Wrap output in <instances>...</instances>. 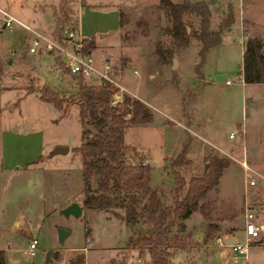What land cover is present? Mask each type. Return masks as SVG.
<instances>
[{
	"label": "rangeland",
	"instance_id": "rangeland-1",
	"mask_svg": "<svg viewBox=\"0 0 264 264\" xmlns=\"http://www.w3.org/2000/svg\"><path fill=\"white\" fill-rule=\"evenodd\" d=\"M29 1L36 5L31 6ZM71 1L75 17L70 23H75L77 19L80 34L95 39L96 48L92 50L95 60H106L113 67L119 63L120 57H125L127 64H132L119 71L114 78L125 89L121 90L123 95L147 100L156 120L129 128L124 140L135 146L144 158L147 155L142 152L148 154L150 185L160 190L165 204H171L173 178L168 161L180 150L185 133L194 140V144L188 148L193 164L190 168L182 169L183 174L189 178L194 173H200L203 163L202 159L197 160L191 153L192 150L198 152L202 145L199 134L195 136L198 130L194 128L189 132L183 125L173 121L184 124V116L176 109L183 95L182 90L187 86L194 88L201 85L194 72L198 51L196 40L192 39L188 47L176 54L177 66L174 69L172 64L163 69H153V58L147 57L145 53L153 52L152 41L158 30L153 29L146 39L140 41V46H123L119 35L124 28L117 30L118 9L130 15L125 27L127 29L134 26L140 16H147L148 6L160 0ZM203 1L211 10L213 29L219 28L228 7L235 4L234 22L222 31L219 45L206 52L202 71L208 72L207 77L216 82L215 69L221 67L226 71L223 80L236 82L242 61L241 23L247 22V19L253 22L251 25L244 23V29L246 27L249 33L260 35L264 40V0ZM86 3L88 5H84ZM58 4L59 0H0L1 10L28 26L26 28L12 22L10 28H5L0 13L3 83L9 87L0 91V248L6 250L5 264H51L48 260H52V264H68V260L79 253L85 256L84 264H148L146 258H138L126 248L128 237L134 235L139 224H131L123 217L120 219L113 211L84 209L79 217L66 216L61 212L72 202L82 205L84 185L80 162L73 152V148L82 140L79 110L77 106H72L64 113L41 100L36 90L25 94L27 85L43 84L50 85L60 95L76 93V87L73 86L75 80L63 61L62 49L68 48L70 40L65 33L67 28L62 32L61 40L56 39L57 21L54 13ZM187 18L192 28L198 27L196 15ZM40 36L57 46H49ZM36 39L39 45L35 47V52H31L30 48ZM55 56L61 61L59 65H54ZM172 71H176L179 76L174 79ZM151 74L153 76L150 78ZM85 81L97 84L100 79L92 75L85 77ZM235 87H240V84L235 83L231 88L225 85L215 88L217 95L229 100V106L226 113L208 122V132L223 148L241 141L238 123L245 124L246 120L248 125L260 126L259 129L254 128L255 133L247 134L241 146L250 158L261 160V171L264 173V106L248 101L242 103V88ZM248 91L255 92L261 98L258 88L252 86ZM245 95L247 98L250 96L249 93ZM159 118L164 121L165 131L159 127ZM85 130L94 131V128L86 124ZM231 134L235 136L234 139L230 138ZM56 145L69 146V152L66 155L48 156ZM196 156L201 157L199 153ZM248 176L255 179V186L249 185V178L244 184L243 171L237 164L228 166L219 185L210 192L209 205L206 207L210 209V220L215 221L219 228H239L234 234L242 244L243 221L236 205L242 204L244 198H249L245 186L253 191L252 195L258 194L257 202L260 205L256 207L255 223L259 226L261 222L264 223V178L251 169ZM91 183L94 189L97 176L92 177ZM119 213L124 215V212ZM206 222L198 211L184 220L185 228L180 237L191 250L177 251L172 258L175 264H188V260L194 264H218L219 261L223 264H264V228L251 240L246 253L239 254L228 247L218 246L211 240L214 233L205 239L201 231ZM59 227L70 230L63 244L58 242ZM176 227L177 224H174L172 230L175 231ZM31 238H37L39 244L36 255L27 258L23 249ZM233 258H236V262L232 261Z\"/></svg>",
	"mask_w": 264,
	"mask_h": 264
},
{
	"label": "trees",
	"instance_id": "trees-1",
	"mask_svg": "<svg viewBox=\"0 0 264 264\" xmlns=\"http://www.w3.org/2000/svg\"><path fill=\"white\" fill-rule=\"evenodd\" d=\"M84 5H88L87 3ZM147 16H140L134 26L125 29L130 20L129 13L118 9V26L124 31L119 35L123 46H140L153 29L158 32L153 39V52L145 53L153 58L152 68L163 69L172 64L176 54L196 40L198 47L197 62L194 72L197 78L203 79L202 67L205 54L210 47L222 41V31L233 21V9L228 12L218 29L211 27V10L203 0H160L147 8ZM196 15L199 20L197 28L190 26L187 16ZM57 26L56 39L61 40L65 28L75 30L78 27L70 23L75 17L71 0H59L58 9L54 13ZM245 23V22H244ZM188 26L191 27L189 32ZM248 31L245 27L244 34ZM58 40V41H59ZM96 48L93 37H85L84 51L92 52ZM61 63L54 57V65ZM125 57L110 71L115 77L127 66ZM67 68V67H66ZM68 70V69H67ZM69 72V71H68ZM173 72V78L177 72ZM3 63L0 58V91L9 88L3 83ZM242 77L245 83H264V44L255 34H248L244 41L242 56ZM75 80L76 93L60 95L50 85H27L25 94L35 90L39 98L51 103L64 113L72 106L78 107V120L82 126L80 144L73 148L74 155L80 162L81 179L84 185L82 196L83 210L113 211L118 218H125L131 224H139L134 235L128 237L127 250L146 258L148 264H175L172 260L177 251H188L180 235L184 232V220L193 211L200 212L206 219L204 238L220 230L219 225L210 220L208 196L215 189L232 160L210 150L204 157L200 173L186 178L183 170L192 166L188 156L191 138L185 133L181 140L180 150L169 158V169L173 178L170 188L172 203L165 204L158 188L150 185L151 166L144 156L124 140L126 131L138 125L154 121L152 109L137 97L123 95L120 105L110 102L112 93L117 90L113 83L101 80L97 84L87 83L85 77L72 75ZM199 86L187 88L182 94L181 112L186 115L187 104L198 98ZM90 124L94 131H86ZM183 169V170H182ZM97 176V185L92 189V177ZM90 191V192H89ZM119 211L124 212L121 215ZM177 224L176 230L172 226ZM5 252L0 249V264H5ZM52 264V260H48ZM85 256L79 253L68 260V264H84ZM190 264H194L189 260Z\"/></svg>",
	"mask_w": 264,
	"mask_h": 264
},
{
	"label": "crops",
	"instance_id": "crops-1",
	"mask_svg": "<svg viewBox=\"0 0 264 264\" xmlns=\"http://www.w3.org/2000/svg\"><path fill=\"white\" fill-rule=\"evenodd\" d=\"M196 1V0H195ZM31 6H35L36 4H34L33 2H28ZM48 10V8H46ZM232 9H233V17L235 19V4L232 3ZM242 9L243 11L245 10V8L242 6ZM224 15V13H223ZM224 16H222L223 18ZM223 20H220V23L222 22ZM234 22V21H233ZM220 23H219V26H220ZM253 23V22H252ZM248 19H247V22H245V24H249L251 25L252 24ZM117 30H120L119 26H118V29ZM248 34V32L246 34H244V22L241 23V38H240V43L242 45V49H241V55L243 56V51H244V41H245V37L246 35ZM256 35V34H255ZM106 36V35H104ZM258 36V35H256ZM259 38H261L263 44H264V40L262 39V36H258ZM219 44L209 48L207 50V53H209V50L215 48L216 46H218ZM132 66L131 63H128ZM130 66V67H131ZM137 71V70H136ZM226 71L223 70V68L221 67H217L215 69V74H216V82H214L213 80H210V78L207 77V74L208 72H206L204 70V73H203V79L201 80V85L199 86V94H198V98L195 99V100H191L190 102H188L187 104V110H186V115L184 116V124H181V121H178V120H173L174 122H176L177 124H179L180 126L183 125V127L187 130V131H191L192 129L195 128V132L197 136L198 134V139H200L202 141V145H200V150L197 152H195L194 150H192L191 153L194 154V158H196L197 160H201L202 159V162H203V159L205 157V155L210 151V150H213L215 153L217 154H221V155H226L228 156L231 160H232V163L230 165H234V164H237L238 167L240 169H242L243 171V175H244V184L246 185V181H247V176H246V173L243 169V167L241 166L240 162L242 160H245L246 161V164L249 168L248 171L253 170L255 171L259 177H262L264 178V173L261 171L263 168H262V162L261 160L259 159H256V158H250L247 154H246V151L245 149L243 148V145L245 143V138L247 136V134H250V133H255L254 130L255 129H259L260 126H257V125H248L246 123V120H245V124H239L237 125L238 127V133H239V136H240V139L241 141L239 140L238 142L234 143V144H231L230 146L228 147H220V145L218 144L217 140H215L213 138V136H211V134L208 132V122H211L213 121V119L215 117H217V115H221L222 113H226L227 112V107L229 106V100L224 98L223 96H219L217 95V93L215 92V88L218 87V86H228V87H233L235 83H239L240 84V87H235V88H242V91H243V95L241 96L242 98V103H247L250 102V103H253L255 105H258L260 107L264 106V83H245L243 81V77H242V61H241V66H240V70H239V76L237 78V81H232L230 80L231 82L230 83H227L226 81L229 80V79H224V75H225ZM153 75L151 74L150 78L152 77ZM177 76H179L177 74ZM74 86V85H73ZM252 86L258 88L261 92V98H259L255 92L252 93V91H248L250 90V88H252ZM75 87V86H74ZM187 88H192V86H187L186 88H184V90H182L181 93H183ZM125 91V89H124ZM233 92L235 91L232 90ZM74 93V92H73ZM72 93V94H73ZM246 93H249L250 96L249 98H247V96L245 95ZM140 99V98H139ZM142 100V99H141ZM147 105L150 106V104H148L147 100H143ZM181 107H182V100H180V104L176 107V109L178 111H180V114H182L181 112ZM155 116H154V121H155ZM158 124L160 125L159 127L161 129H163V131H165V124H164V121L162 118H159L157 120ZM262 124H264V122H262ZM255 128V129H254ZM243 130V134L241 133V131ZM127 132V131H126ZM126 134V133H125ZM125 136V135H124ZM231 139H234L235 136L233 137H230ZM194 144V140L191 141V144ZM129 144V143H127ZM132 145V144H130ZM133 146V145H132ZM135 147V146H134ZM136 148V147H135ZM137 149V148H136ZM144 154L147 155V157L145 158V162L150 164V160H149V156L147 153L145 152H142ZM199 153L201 155V157H197L196 154ZM188 155H190V158L192 157L191 154L189 153ZM246 156V158H245ZM198 164V162H197ZM229 165V166H230ZM151 166V165H150ZM262 168V169H261ZM226 169V168H225ZM195 170V169H194ZM248 171H247V174H248ZM222 178V177H221ZM220 182H221V179H220ZM250 185V184H249ZM255 184L253 185H250V186H255ZM248 187L245 186V190L247 191V194L250 198H244L243 201H242V204L239 203L237 204V209H238V215L241 216L242 218V221H243V213H244V206L245 205H248L249 207H254L255 210H256V207L257 205H260L257 201H258V194H253L252 195V192L250 191V189H248ZM249 190V192H248ZM251 194V195H250ZM197 212V211H193L189 216L188 218L192 217L193 214ZM186 218V219H188ZM243 222L241 224V227L243 229ZM260 227L261 228H264V223H260ZM205 229V228H204ZM220 231L223 230L224 233L226 234H232L234 237L235 234V230L239 229L238 227L237 228H219ZM201 233L203 234V237H204V230L201 231ZM199 235V234H198ZM237 238V237H236ZM66 240V239H65ZM64 240V241H65ZM39 243V242H38ZM220 247H228L230 248L229 246H220ZM1 250L3 251H6L5 249H2L0 248ZM80 249V248H79ZM84 249L81 248V250ZM231 249V248H230ZM6 254V252H5ZM222 261H219L218 264H223L221 263ZM188 264H190L189 260H188Z\"/></svg>",
	"mask_w": 264,
	"mask_h": 264
},
{
	"label": "built area",
	"instance_id": "built-area-1",
	"mask_svg": "<svg viewBox=\"0 0 264 264\" xmlns=\"http://www.w3.org/2000/svg\"><path fill=\"white\" fill-rule=\"evenodd\" d=\"M0 13L2 14L1 21L3 22V25L6 27H11L12 22L20 23L18 20L13 18L11 15H9L4 10L0 9ZM22 26L28 28L23 23H20ZM65 33L67 34V37L70 38L68 43L67 49H62L63 52V61L65 66L67 67L68 71L72 75H81L84 77H90L92 75H95L99 77L101 80H107L115 87H117V90H115L112 95L110 102L112 105H120L123 100V94L121 90L123 91L124 88L117 83L114 76L111 74L112 67L110 63L106 60H100L99 62L95 60V58L92 55V52H85V37L80 34V31L78 27L75 30L66 29ZM42 37L49 46H57L56 43L51 42L47 38ZM39 45V40L36 39L33 43V46L30 48L31 52H35V47ZM135 73H137L136 70H134ZM227 83H230V80L226 81ZM120 88V90L118 89ZM243 134V130L241 131ZM234 135L231 134L230 137H233ZM241 166L243 167L246 176L249 178V184L253 185L255 184V179L248 176L247 171L249 170L246 161L242 160L240 162ZM256 215V210L254 207H249L248 205H245L244 207V214H243V235H244V243L238 242V239L235 237L236 242L232 245H229L231 250L233 252H237L239 254H245L247 251L248 246L251 244V240L253 238H256L258 236L259 231L261 230V227L257 225L254 221ZM226 236V233L218 230L212 234L211 240H213L218 246H226L224 238ZM38 239L37 238H31L27 241V244L25 248L23 249V254L27 258H32L36 255V251L38 248ZM233 262H236V258H233Z\"/></svg>",
	"mask_w": 264,
	"mask_h": 264
},
{
	"label": "water",
	"instance_id": "water-1",
	"mask_svg": "<svg viewBox=\"0 0 264 264\" xmlns=\"http://www.w3.org/2000/svg\"><path fill=\"white\" fill-rule=\"evenodd\" d=\"M189 30V29H187ZM172 65L174 69L177 66V61L175 58L172 59ZM131 65L128 64V67ZM69 152V146L67 145H56L53 149H51L48 153V156H54V155H66ZM61 212L68 216L72 215L74 217H79L83 213L82 205H80L77 202H72L69 205H67L65 208L61 209ZM70 235V230L67 228L59 227L57 229V236H58V242L59 244H63L64 240ZM225 245L229 246L236 242L235 237L232 234H226L225 238Z\"/></svg>",
	"mask_w": 264,
	"mask_h": 264
}]
</instances>
